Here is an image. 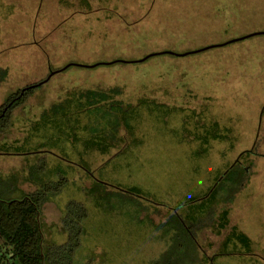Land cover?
Wrapping results in <instances>:
<instances>
[{
    "label": "rangeland",
    "instance_id": "obj_1",
    "mask_svg": "<svg viewBox=\"0 0 264 264\" xmlns=\"http://www.w3.org/2000/svg\"><path fill=\"white\" fill-rule=\"evenodd\" d=\"M25 2L0 0V110L52 76L0 132V198L51 186L46 247L82 204L74 264H264V0H64L42 41Z\"/></svg>",
    "mask_w": 264,
    "mask_h": 264
},
{
    "label": "trees",
    "instance_id": "obj_2",
    "mask_svg": "<svg viewBox=\"0 0 264 264\" xmlns=\"http://www.w3.org/2000/svg\"><path fill=\"white\" fill-rule=\"evenodd\" d=\"M50 75L41 82L28 85L18 95L7 100L0 110V132L8 127L12 111L49 82ZM7 77L8 71L1 69L0 84ZM61 191L57 189L54 195ZM50 194L51 186L46 185L21 200L5 201L0 198V264H74L75 255L81 247L83 223L88 212L82 204L70 203L62 221L66 242L46 247L42 212L50 200Z\"/></svg>",
    "mask_w": 264,
    "mask_h": 264
},
{
    "label": "crops",
    "instance_id": "obj_3",
    "mask_svg": "<svg viewBox=\"0 0 264 264\" xmlns=\"http://www.w3.org/2000/svg\"><path fill=\"white\" fill-rule=\"evenodd\" d=\"M25 1V5H17L15 8L17 11H14V17L18 22L28 24V40L32 39V37L40 41L47 40L50 37V34L54 35L56 33L53 32V26L57 24V20L59 21L60 19L63 21L70 15L68 13L66 14V11L62 6L64 0ZM70 1L77 2V0ZM48 25H52V27L49 28ZM32 62L36 71L42 70L45 71V73H48L53 70L52 62L46 61V59L43 60L42 58H38V60L31 61V63Z\"/></svg>",
    "mask_w": 264,
    "mask_h": 264
},
{
    "label": "water",
    "instance_id": "obj_4",
    "mask_svg": "<svg viewBox=\"0 0 264 264\" xmlns=\"http://www.w3.org/2000/svg\"><path fill=\"white\" fill-rule=\"evenodd\" d=\"M236 40L232 41V42H235Z\"/></svg>",
    "mask_w": 264,
    "mask_h": 264
}]
</instances>
